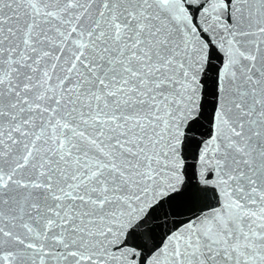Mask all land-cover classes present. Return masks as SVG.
<instances>
[{"label": "snow or ice", "instance_id": "snow-or-ice-1", "mask_svg": "<svg viewBox=\"0 0 264 264\" xmlns=\"http://www.w3.org/2000/svg\"><path fill=\"white\" fill-rule=\"evenodd\" d=\"M0 264H264V0H0Z\"/></svg>", "mask_w": 264, "mask_h": 264}]
</instances>
